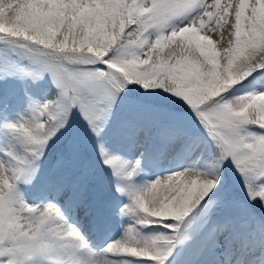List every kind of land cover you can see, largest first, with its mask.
Instances as JSON below:
<instances>
[{
	"label": "snow or ice",
	"instance_id": "snow-or-ice-1",
	"mask_svg": "<svg viewBox=\"0 0 264 264\" xmlns=\"http://www.w3.org/2000/svg\"><path fill=\"white\" fill-rule=\"evenodd\" d=\"M0 264H264V0H0Z\"/></svg>",
	"mask_w": 264,
	"mask_h": 264
}]
</instances>
